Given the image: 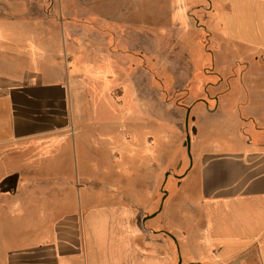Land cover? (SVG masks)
I'll return each instance as SVG.
<instances>
[{
	"label": "crops",
	"instance_id": "obj_1",
	"mask_svg": "<svg viewBox=\"0 0 264 264\" xmlns=\"http://www.w3.org/2000/svg\"><path fill=\"white\" fill-rule=\"evenodd\" d=\"M47 1L0 0V264H264V0H167L157 15L149 7L164 0ZM46 5L63 30H41ZM51 37L69 39L63 67L41 66ZM123 39L140 59L119 63ZM84 55L110 99L129 89L148 105L141 125L113 128L115 162L135 166L118 181L85 159L97 133L78 106L87 80L71 71ZM120 64L121 82L102 77ZM178 91L192 162L176 177L184 190L167 193L168 132L146 115L167 119L153 101Z\"/></svg>",
	"mask_w": 264,
	"mask_h": 264
},
{
	"label": "rangeland",
	"instance_id": "obj_2",
	"mask_svg": "<svg viewBox=\"0 0 264 264\" xmlns=\"http://www.w3.org/2000/svg\"><path fill=\"white\" fill-rule=\"evenodd\" d=\"M47 1V0H43ZM167 0H164V5L161 3H153L151 7V13L153 15H157L160 13V10L164 9L167 6ZM49 1H47L48 3ZM48 6L41 7V21H40V28L41 30L48 29L47 27L50 26V29H56L63 30V16L58 12L60 10V7L58 6L56 8V12H54V15L48 17L47 11ZM45 10V11H44ZM161 10V11H162ZM163 12V11H162ZM194 13H197L196 10H193ZM202 13V11H201ZM50 19V20H49ZM52 20V21H51ZM88 24H84L87 29H92L93 25L87 21ZM69 41V39L64 38H41V48L47 52L42 51L41 49V61L43 66H48L49 60H54V62L59 66L63 67L65 63L64 54L62 52L64 41ZM82 41V39H80ZM125 41V45H122L120 47L124 48V51L120 52L117 57L119 60V63H128L133 62L134 60L140 59L139 53H132L127 47V39H123ZM160 40V39H155ZM190 43V41H189ZM188 47H191L188 45ZM60 51L61 53L55 54L51 51L55 50ZM192 48V47H191ZM159 52V50H156ZM86 56V59L82 62V68L76 69L71 67L72 73L81 71L82 76H85L87 83H85L86 87V95L85 99L78 104L79 109L85 112V118L83 122V126H88V137L93 134L97 133L96 137L97 139H94V144L92 147H88L85 154L86 160H92L94 158H102L103 160V168L104 173L110 172L109 175H113V178L115 177L116 180H120L121 178L128 177V173L130 170L135 168L133 165H130L129 167H125L126 171H123V167L120 166L115 162L117 158L113 155L114 151H116V147L118 146V143L116 139L112 140L111 134L114 132V127H124L127 124V121H131L132 123H135L136 126L141 125L140 123L143 122V113H141L142 110H146L147 104L144 105L142 101H136V97L134 95L133 90L125 89V93L123 97L116 98V99H110L107 94L109 92L108 89H110L112 86L111 84L108 85V83L105 81L101 85V81L98 80L97 75L94 73V69H96V56L95 55H84ZM154 58V56H153ZM70 65L72 66V61H69ZM156 62L151 63L152 73H153V80L157 81V76L159 74L154 69V64ZM74 64V63H73ZM121 65V64H120ZM118 66L117 68H108L103 70L102 77H106V73L109 74H115L114 78L116 81L121 82L123 79V76L121 73H124L126 67L124 65ZM79 66V65H78ZM156 78V79H155ZM160 79V78H158ZM123 83H126V80L123 81ZM158 87V86H157ZM197 89V86L195 87ZM107 91V92H106ZM153 97L158 92V89L153 87ZM178 93V94H177ZM183 92H176L174 94V97L176 98V101L174 102H161L159 100L153 101V108L154 109H164L168 113V118L165 119L164 117H147V121H152L157 123L159 128L166 129L167 134V146L169 149V157L172 161V165L167 169L166 172L163 173L161 176V182L163 184V188L165 192L168 193V190L182 192L184 190V184L182 182L183 178L177 179L176 177L182 176L186 170L190 167L192 162V149L189 151L188 147L184 145L185 139L181 140L178 136V133L180 134V128H183L185 130L187 128L186 126V117H187V102L184 101ZM115 98V97H114ZM76 103H74L75 105ZM167 105V106H166ZM178 105V106H176ZM179 106H183L181 109ZM186 106V107H185ZM131 112V117L128 118V113ZM96 114V115H93ZM210 130L213 131L216 129H220L222 127V118L215 117V114L212 115ZM191 119L192 115L190 113L189 115V128L191 125ZM139 129V130H138ZM137 131H141L143 133H147V128L145 127H137ZM214 135H211L208 139V143H211L213 140ZM217 137V136H216ZM98 148V149H97ZM140 151L139 153H141ZM130 164V163H129ZM116 170V171H115ZM137 170V169H136ZM128 171V172H127ZM115 172V173H114ZM145 184V183H143ZM166 195V194H164ZM140 200H145L144 198H141Z\"/></svg>",
	"mask_w": 264,
	"mask_h": 264
},
{
	"label": "water",
	"instance_id": "obj_3",
	"mask_svg": "<svg viewBox=\"0 0 264 264\" xmlns=\"http://www.w3.org/2000/svg\"><path fill=\"white\" fill-rule=\"evenodd\" d=\"M191 108L189 107L187 110V117H186V126H187V136H186V141H184V145L188 147L189 151L191 150V134L189 132V115H190ZM155 213L151 215H147V217L153 216ZM146 217V218H147Z\"/></svg>",
	"mask_w": 264,
	"mask_h": 264
}]
</instances>
